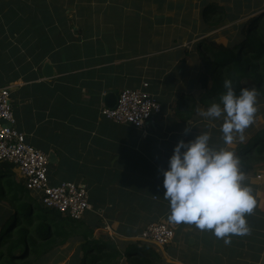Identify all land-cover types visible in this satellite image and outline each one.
I'll return each mask as SVG.
<instances>
[{"label": "crops", "instance_id": "0c3cea01", "mask_svg": "<svg viewBox=\"0 0 264 264\" xmlns=\"http://www.w3.org/2000/svg\"><path fill=\"white\" fill-rule=\"evenodd\" d=\"M128 8L119 0H0V88H11L15 126L49 155L53 184L87 186L89 212H99V231L116 247L164 220L175 236L164 252L179 264H264V181L250 172L245 183L257 206L247 215L249 235L225 244L211 231L169 221L162 170L180 139L202 131L183 100L200 91L197 65L189 66L187 45H165L163 34L112 33L129 22ZM47 62L52 77L44 74ZM144 83L162 106L144 128L104 118L108 92Z\"/></svg>", "mask_w": 264, "mask_h": 264}, {"label": "trees", "instance_id": "16d2710c", "mask_svg": "<svg viewBox=\"0 0 264 264\" xmlns=\"http://www.w3.org/2000/svg\"><path fill=\"white\" fill-rule=\"evenodd\" d=\"M222 12L223 7L212 2L203 11L206 20L217 16L216 22L223 17ZM235 35L227 46L196 42V82L199 101L205 106L219 100L225 78L233 80L237 91L252 85L264 93V6L241 23ZM183 97L192 102L195 99L193 95ZM191 114L190 111L188 117ZM255 132L236 150L244 172L253 169L251 162L264 160V125ZM0 199H8L11 204L0 214V264H31L34 259L49 255L55 245L74 240L81 242L80 264H165L162 255L141 240L117 248L108 236L95 238L96 229L101 228L98 218L85 220L93 213L88 212L82 220L63 221L37 211V196L16 179L14 165L10 163H0Z\"/></svg>", "mask_w": 264, "mask_h": 264}, {"label": "clouds", "instance_id": "9594fccd", "mask_svg": "<svg viewBox=\"0 0 264 264\" xmlns=\"http://www.w3.org/2000/svg\"><path fill=\"white\" fill-rule=\"evenodd\" d=\"M223 88L219 100L199 109V115L222 121L224 146H213L207 131H199L191 140L180 139L167 168L162 170L163 196L169 202L170 222L211 231L230 244L233 235L250 234L247 215L255 210L257 199L245 183L239 156L229 146L237 134L244 141L245 129L254 123L258 102L255 87L237 91L233 80L225 78ZM190 131L191 126L185 129V135Z\"/></svg>", "mask_w": 264, "mask_h": 264}, {"label": "rangeland", "instance_id": "374dc122", "mask_svg": "<svg viewBox=\"0 0 264 264\" xmlns=\"http://www.w3.org/2000/svg\"><path fill=\"white\" fill-rule=\"evenodd\" d=\"M112 1V0H111ZM122 4H128L129 8L124 10L123 16L129 18V22H120V27L114 29L112 33L122 35L129 34L130 36L136 35H149L152 34H163L166 38L163 41H167L165 45H181L186 46L183 48H189L193 56L189 57V66L197 65L198 52L196 49V42L203 40L206 42H213L214 44H222L227 46L228 43L235 38L237 27L246 21L251 15L259 13L261 7L264 6V0H119ZM208 2L217 4L223 7V17L216 22L214 16L209 20H206L203 13L204 8L208 5ZM132 8V9H130ZM136 9V10H135ZM137 11V14H136ZM216 22V23H215ZM131 28V29H130ZM136 32H129L130 30ZM168 34V35H167ZM156 36V35H155ZM170 36V37H169ZM171 38V39H170ZM161 39L154 41L153 45L157 46L161 43ZM198 71V69H197ZM197 74V73H196ZM248 83V82H247ZM249 88L254 87L248 85ZM194 101L187 100L183 97L184 102H187L191 106V118L195 127H198L202 131L211 132L214 135L212 141L216 145L224 146L223 134L220 131V120H208L199 115V109H206L207 106L203 105L199 101V92L195 95ZM257 102L258 111L254 123L245 129L243 142L239 140L237 134L233 141V144L229 147L237 150L240 143H246L248 138L255 134L257 128H261L264 125V93L257 91ZM183 105V104H182ZM106 118V117H104ZM192 124V125H193ZM202 126V128H200ZM206 126V127H204ZM253 169L250 171L254 178L258 181H264V160H255L251 162ZM16 172V170L14 169ZM17 179L20 178L17 175ZM57 183V182H56ZM33 194V193H32ZM37 196V194H34ZM91 204V203H90ZM10 201L8 199H0V214L5 209L10 208ZM36 210L47 215L51 219H59L63 221H71L70 219H61L59 214L53 209L43 208V205L37 200ZM42 207V209H41ZM91 210V209H90ZM88 210L87 212H89ZM23 215V214H22ZM86 216V215H85ZM84 216V218H85ZM83 218V219H84ZM91 218L97 219L99 223V212L87 217L88 220ZM101 228H97L94 237L97 239L103 238L104 236H112L105 234L101 231ZM175 238V236H174ZM174 238L166 244H157L154 242H145L150 246H154L162 252V257L165 264H179L168 252H164L165 246L171 243ZM141 240V239H139ZM142 241V240H141ZM144 242V241H143ZM81 242H68L65 244H57L49 252L51 254L49 259H45L49 255H45L40 260H33L31 264H80V257L82 256L81 250H79ZM164 247V248H163ZM118 248V247H117Z\"/></svg>", "mask_w": 264, "mask_h": 264}, {"label": "built area", "instance_id": "2783aa9c", "mask_svg": "<svg viewBox=\"0 0 264 264\" xmlns=\"http://www.w3.org/2000/svg\"><path fill=\"white\" fill-rule=\"evenodd\" d=\"M147 87L148 83H144L140 88L122 89L117 106H104L101 114L117 123L144 128L148 120L162 110L159 100ZM15 123L11 88H0V163L14 165L20 176L16 179L23 181L30 192L37 194L44 208L55 210L61 219L82 220L91 209L87 186L71 181L53 184L49 173V155L31 145L26 134ZM139 238L144 242L166 244L174 238V229L167 221L160 220L147 225Z\"/></svg>", "mask_w": 264, "mask_h": 264}, {"label": "water", "instance_id": "95a60500", "mask_svg": "<svg viewBox=\"0 0 264 264\" xmlns=\"http://www.w3.org/2000/svg\"><path fill=\"white\" fill-rule=\"evenodd\" d=\"M45 67V76L47 77H52L54 75V68L52 66L51 63L47 62L45 63L44 65ZM118 97H119V93L117 92H108L106 95H105V105L107 107H110V108H114L117 106V102H118ZM6 123V122H5Z\"/></svg>", "mask_w": 264, "mask_h": 264}]
</instances>
